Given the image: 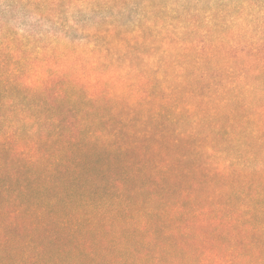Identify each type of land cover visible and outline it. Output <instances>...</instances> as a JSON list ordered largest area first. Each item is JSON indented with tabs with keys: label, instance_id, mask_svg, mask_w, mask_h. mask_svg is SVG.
Instances as JSON below:
<instances>
[{
	"label": "trees",
	"instance_id": "16d2710c",
	"mask_svg": "<svg viewBox=\"0 0 264 264\" xmlns=\"http://www.w3.org/2000/svg\"><path fill=\"white\" fill-rule=\"evenodd\" d=\"M182 1L0 0V264H264V0Z\"/></svg>",
	"mask_w": 264,
	"mask_h": 264
},
{
	"label": "rangeland",
	"instance_id": "374dc122",
	"mask_svg": "<svg viewBox=\"0 0 264 264\" xmlns=\"http://www.w3.org/2000/svg\"><path fill=\"white\" fill-rule=\"evenodd\" d=\"M185 0H183L182 2H184ZM30 24L32 23V22H29ZM44 30H49V27L47 26ZM51 32L53 31V30H50ZM71 33H70V35H69V37H62V38H74V28H71L70 30H69ZM54 33H55V31H53Z\"/></svg>",
	"mask_w": 264,
	"mask_h": 264
}]
</instances>
